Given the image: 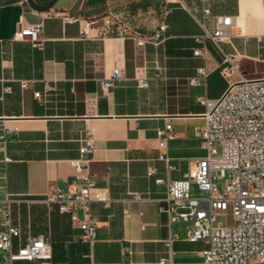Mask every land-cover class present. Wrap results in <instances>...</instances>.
I'll use <instances>...</instances> for the list:
<instances>
[{"label": "crops", "instance_id": "0c3cea01", "mask_svg": "<svg viewBox=\"0 0 264 264\" xmlns=\"http://www.w3.org/2000/svg\"><path fill=\"white\" fill-rule=\"evenodd\" d=\"M206 5L214 15L231 16L235 34L220 50L207 43L204 55L195 56L201 0H0V124L7 130L0 175L12 195L11 215L21 240L43 235L52 251L49 263L14 264H158L168 237L174 264H207L201 253L205 243L187 240L188 222L178 215L181 209L163 210L166 188L154 178L195 173V158L204 153L195 132L205 125L206 108L199 96L217 98L234 81L264 77L250 74L247 66L264 64V40L257 39L264 37V0H208ZM165 6L171 12L157 46L101 36L108 18L147 35L161 21ZM50 11L61 14L49 16ZM20 16L22 25L41 22L39 41L12 39ZM86 22L87 35L82 33ZM224 54L239 65L227 76L219 71ZM200 66H205L206 78L191 83ZM114 68L122 76L102 89L100 81ZM158 69L161 76L154 78ZM139 76L148 79L147 87L137 86ZM5 86L10 90L4 91ZM166 123L175 136L161 149L156 129ZM85 136L94 141L86 170L113 199L108 207L91 203L97 218L93 247L67 214L42 200L50 189L65 190L75 180L71 160ZM162 151L175 166L168 172L158 160ZM5 156L10 160L4 162ZM151 167L157 172L148 177ZM128 191L145 199L123 201Z\"/></svg>", "mask_w": 264, "mask_h": 264}, {"label": "built area", "instance_id": "2783aa9c", "mask_svg": "<svg viewBox=\"0 0 264 264\" xmlns=\"http://www.w3.org/2000/svg\"><path fill=\"white\" fill-rule=\"evenodd\" d=\"M202 17L197 19L200 32L193 36L195 44L192 52L203 56L207 43L220 50V44L230 42L234 36L233 19L229 15H214L206 5L208 0H201ZM171 12L165 6L161 21L147 35H140L126 26L114 25L111 20H104L101 36H113L132 40L136 46L146 44L157 46L164 40L167 24L164 18ZM60 12L50 11L49 16H58ZM12 36L13 40L27 36L32 41L40 40L41 22L22 25ZM88 22L82 33L87 35ZM258 41L264 40L257 36ZM239 70L237 63L230 61V55L224 54L219 71L223 76ZM121 69L114 68L108 79L100 81L102 89L112 85L114 79L121 77ZM159 78L161 72L153 75ZM205 66L196 69L190 78L191 83L205 79ZM137 86H148L146 77H136ZM24 86V84H22ZM48 86L45 85V90ZM10 87L5 86L4 91ZM39 98L41 93L35 92ZM197 101L206 108L205 125L196 128V134L202 138L204 153L195 158L194 176L185 173L179 179L156 176L154 182L166 188V207L170 214L176 209L188 222L187 240L202 241L203 260L207 264H264V77L241 79L230 83L217 98L199 96ZM175 136L170 123L156 129L158 147L164 149L168 140ZM7 130L0 124V150H4ZM219 149H218V148ZM94 150V141L85 136L78 148V156L72 159L75 180L67 189H50L43 201L53 205L61 214H67L78 225L83 241L93 247L97 241V218L92 213L91 203L101 202L108 207L112 202L103 188L96 186L94 175L86 170ZM10 159L5 156L3 161ZM167 172L174 169L171 158L164 151L158 154ZM155 167L147 171V176L156 174ZM197 188L193 195L191 187ZM145 197L137 191H128L123 201H142ZM12 195L7 191L4 176L0 175V264H14L15 261L40 260L49 263L52 259L50 243L43 235L28 236L21 240L19 227L14 224L11 215ZM231 213V222H227V213ZM128 208L124 216H128ZM172 238L164 241L166 255L158 264H174L172 261ZM131 254V249L126 250ZM118 264H133L124 260Z\"/></svg>", "mask_w": 264, "mask_h": 264}, {"label": "rangeland", "instance_id": "374dc122", "mask_svg": "<svg viewBox=\"0 0 264 264\" xmlns=\"http://www.w3.org/2000/svg\"><path fill=\"white\" fill-rule=\"evenodd\" d=\"M247 66H248V71L250 72V74H251V72H255V73L260 74V75L264 74V64H262V63L249 62ZM190 176L191 177L194 176V171L193 170L191 171V175ZM191 192H192L193 195L197 194V189H196V187L194 185L191 187ZM226 220L229 223L231 222V213H230V211H228V213H227Z\"/></svg>", "mask_w": 264, "mask_h": 264}]
</instances>
